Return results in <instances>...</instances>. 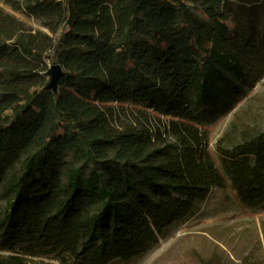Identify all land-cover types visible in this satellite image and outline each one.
Wrapping results in <instances>:
<instances>
[{
  "label": "trees",
  "instance_id": "1",
  "mask_svg": "<svg viewBox=\"0 0 264 264\" xmlns=\"http://www.w3.org/2000/svg\"><path fill=\"white\" fill-rule=\"evenodd\" d=\"M262 76L264 0H0V264L140 260L228 181L262 206L264 134L221 172L200 128Z\"/></svg>",
  "mask_w": 264,
  "mask_h": 264
},
{
  "label": "rangeland",
  "instance_id": "2",
  "mask_svg": "<svg viewBox=\"0 0 264 264\" xmlns=\"http://www.w3.org/2000/svg\"><path fill=\"white\" fill-rule=\"evenodd\" d=\"M18 17L31 28L45 31L39 23ZM45 62L48 71L57 64L47 58ZM50 79L47 75V83ZM234 100L232 108L220 105L207 111L200 125L209 132V151L221 172L222 149L231 150L252 136L264 134V76L251 77ZM0 205L5 206L1 197ZM167 235L144 258L110 264H264V204L254 209L248 207L238 199L228 181L224 190L212 191L195 217L175 225ZM36 260L59 264L54 256Z\"/></svg>",
  "mask_w": 264,
  "mask_h": 264
},
{
  "label": "water",
  "instance_id": "3",
  "mask_svg": "<svg viewBox=\"0 0 264 264\" xmlns=\"http://www.w3.org/2000/svg\"><path fill=\"white\" fill-rule=\"evenodd\" d=\"M48 76L51 77L49 84L47 85V89L57 92L58 89V85L60 83V81L62 80V78L64 77V71L61 67V65L58 64H54L51 69L48 71L47 73Z\"/></svg>",
  "mask_w": 264,
  "mask_h": 264
}]
</instances>
